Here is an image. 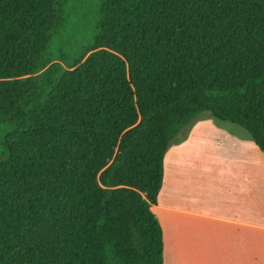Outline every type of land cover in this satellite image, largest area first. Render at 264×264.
Returning a JSON list of instances; mask_svg holds the SVG:
<instances>
[{"label":"trees","instance_id":"trees-1","mask_svg":"<svg viewBox=\"0 0 264 264\" xmlns=\"http://www.w3.org/2000/svg\"><path fill=\"white\" fill-rule=\"evenodd\" d=\"M77 1L0 0V264H163L171 143L210 113L264 152V0H100L82 46Z\"/></svg>","mask_w":264,"mask_h":264},{"label":"crops","instance_id":"crops-1","mask_svg":"<svg viewBox=\"0 0 264 264\" xmlns=\"http://www.w3.org/2000/svg\"><path fill=\"white\" fill-rule=\"evenodd\" d=\"M163 165L151 206L163 264H264V152L252 137L201 117L171 143Z\"/></svg>","mask_w":264,"mask_h":264},{"label":"rangeland","instance_id":"rangeland-1","mask_svg":"<svg viewBox=\"0 0 264 264\" xmlns=\"http://www.w3.org/2000/svg\"><path fill=\"white\" fill-rule=\"evenodd\" d=\"M99 1L100 0H78L76 2L78 4V14L74 19H72L67 29L70 40L73 41L74 44L82 46L86 43V39L89 37L91 29L96 24ZM212 116L213 115H210V113H204L202 117ZM215 121L219 126H224L225 129L228 130L231 134L237 135L239 137L248 136L251 138L249 132L237 123L222 121L217 118H215ZM226 145H229V142H226L225 140V146ZM231 151H233V149L227 147L226 152L230 153ZM230 154L234 155L235 153Z\"/></svg>","mask_w":264,"mask_h":264}]
</instances>
